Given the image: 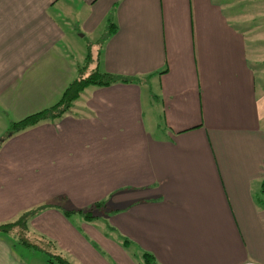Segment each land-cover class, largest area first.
<instances>
[{"label":"crops","instance_id":"1","mask_svg":"<svg viewBox=\"0 0 264 264\" xmlns=\"http://www.w3.org/2000/svg\"><path fill=\"white\" fill-rule=\"evenodd\" d=\"M74 25L85 75L142 80L4 137L78 76ZM0 133V223L45 205L28 232L69 264H264V0H0ZM33 251L0 235V264Z\"/></svg>","mask_w":264,"mask_h":264},{"label":"trees","instance_id":"2","mask_svg":"<svg viewBox=\"0 0 264 264\" xmlns=\"http://www.w3.org/2000/svg\"><path fill=\"white\" fill-rule=\"evenodd\" d=\"M113 16L110 13L106 17V27L104 29V32L101 36V40L104 41L109 36H111L112 33H114L113 28ZM89 56V52L87 53ZM141 78H138L136 76H126L118 73H110V72H99L98 70L94 69L93 71L89 72L87 75H85L82 72V64L78 66V76L72 80L67 87L63 90L60 98L55 102L53 105H51L49 108H45L43 110L37 111L35 113L29 114L22 119L11 122L10 129L8 128V131L4 135L5 137L18 133L20 131H23L25 129H28L42 121H51L54 120L63 114L73 110V102L79 97L80 93L83 92L84 88L88 85H96V86H107L115 83H136L141 81ZM261 191L264 193V179L261 183ZM100 202H95L94 205H99ZM41 207H38L36 209H29L25 210L21 213V215L17 216V219L13 222H2L0 223V227L9 226L12 223H15L17 225H20L22 231L28 232L29 223L28 220L32 215H34L40 208L42 209L45 207V205H40ZM48 206V204H47ZM81 210H78V213H81ZM14 236V235H13ZM12 236V237H13ZM14 243L16 245H27L26 247L29 249H34V244H31L26 240L18 239V237L14 238ZM122 241L125 244L129 243V240L127 238L122 237ZM47 247L53 248L52 242L47 241ZM44 253H46L48 256H53L54 258L59 257L61 260L59 261L61 264H69V262L63 258L56 255L50 254L48 249H41ZM141 260L142 264H160L155 259V257L148 251H142L141 253ZM48 264H52L51 258L48 257L47 260Z\"/></svg>","mask_w":264,"mask_h":264},{"label":"rangeland","instance_id":"3","mask_svg":"<svg viewBox=\"0 0 264 264\" xmlns=\"http://www.w3.org/2000/svg\"><path fill=\"white\" fill-rule=\"evenodd\" d=\"M72 32L75 35V38H79V36L81 37L80 38V41L83 42L86 45V49H85L86 50V53L90 52L91 51V44H89V40L88 39L86 40V38H83L82 37V33L77 30V28L75 27V25L72 27ZM81 42H76L73 45L75 47H80L82 45ZM91 58H92L91 53H89V56L86 55V59H85L84 63L82 64V72L83 73H85L86 71L89 70L90 65H91V61H92ZM151 92L152 93L151 94L149 93V95H148V97H150V98L147 99L148 106L149 107L150 106H154L153 108L158 112V108H157V97L155 95L156 93L154 91H151ZM19 93H21V92L20 91H15V92L8 91V92H5L4 93V96H3V100L6 103L7 102H10V101L14 100V97L13 96L18 95ZM152 94H153V96H152ZM2 103H3V101H2ZM158 106H159V104H158ZM158 115H156V116L158 117ZM155 125H156V127L159 128V127H161L163 125V123H155ZM9 129H10V126H9ZM2 134L3 133H0V138L2 137ZM107 209H109V208L105 205V202L104 201H100V204L99 205L92 204L88 208L75 209L74 211L81 210L82 212L81 213H77V214L81 215V217L84 216L88 220L91 221V220H94V219L102 218V215L105 214V212L107 211ZM74 211L72 209V212H74ZM22 212L18 213V215H21ZM68 214H70V213H68ZM33 216L34 215H32V217ZM32 217H30L29 220ZM16 219H17V217L14 218L13 220H11L10 222H13ZM103 220L105 221V219H103ZM98 223H100V222H98ZM0 235H2L4 237L11 238V239H13V237L14 238L18 237V239H22L23 241L26 240L28 242V244L30 242L31 244H34L35 245L34 247H36V248L32 249V250H34L33 252L35 254H42V258L44 257L46 259V263L47 264H48V262H47L48 257L51 258L52 264H61L59 262L61 260V258H59V257L54 258L51 255L48 256L46 253H44L43 251H40L39 249H48L49 252H50V254L56 255V256H59L60 255V257H63L61 255V253H59V252H52V250H51L52 248L47 247V240L43 239L42 236H37L35 234L26 233L25 231H22L20 225H17L15 223H12L9 226L0 227ZM26 246L27 245H24L23 248L29 249ZM29 250H31V249H29Z\"/></svg>","mask_w":264,"mask_h":264}]
</instances>
